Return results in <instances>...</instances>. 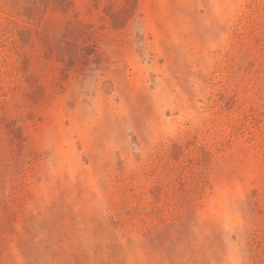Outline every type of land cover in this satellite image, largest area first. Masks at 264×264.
I'll return each instance as SVG.
<instances>
[{
    "label": "rangeland",
    "instance_id": "rangeland-1",
    "mask_svg": "<svg viewBox=\"0 0 264 264\" xmlns=\"http://www.w3.org/2000/svg\"><path fill=\"white\" fill-rule=\"evenodd\" d=\"M0 264H264V0H0Z\"/></svg>",
    "mask_w": 264,
    "mask_h": 264
}]
</instances>
